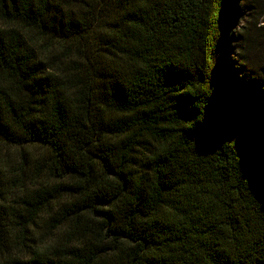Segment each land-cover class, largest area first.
Here are the masks:
<instances>
[{"label": "trees", "instance_id": "16d2710c", "mask_svg": "<svg viewBox=\"0 0 264 264\" xmlns=\"http://www.w3.org/2000/svg\"><path fill=\"white\" fill-rule=\"evenodd\" d=\"M249 6L0 0V264H264Z\"/></svg>", "mask_w": 264, "mask_h": 264}, {"label": "rangeland", "instance_id": "374dc122", "mask_svg": "<svg viewBox=\"0 0 264 264\" xmlns=\"http://www.w3.org/2000/svg\"><path fill=\"white\" fill-rule=\"evenodd\" d=\"M245 2L250 6L244 8L243 13H241L242 17L236 20L231 32L233 35L236 32L241 34V46L244 44V40L247 44H250V40L253 39L255 41V45L251 50V53H253L263 37L260 28H264V0H245Z\"/></svg>", "mask_w": 264, "mask_h": 264}]
</instances>
